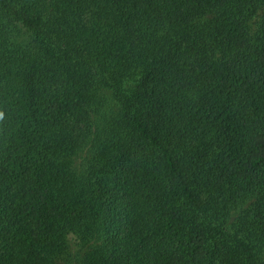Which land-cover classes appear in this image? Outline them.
<instances>
[{
    "label": "trees",
    "instance_id": "16d2710c",
    "mask_svg": "<svg viewBox=\"0 0 264 264\" xmlns=\"http://www.w3.org/2000/svg\"><path fill=\"white\" fill-rule=\"evenodd\" d=\"M0 264H264V0H0Z\"/></svg>",
    "mask_w": 264,
    "mask_h": 264
}]
</instances>
